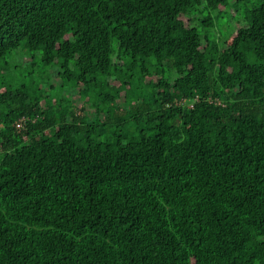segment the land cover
<instances>
[{"label": "trees", "instance_id": "1", "mask_svg": "<svg viewBox=\"0 0 264 264\" xmlns=\"http://www.w3.org/2000/svg\"><path fill=\"white\" fill-rule=\"evenodd\" d=\"M0 264H264V0H0Z\"/></svg>", "mask_w": 264, "mask_h": 264}, {"label": "rangeland", "instance_id": "2", "mask_svg": "<svg viewBox=\"0 0 264 264\" xmlns=\"http://www.w3.org/2000/svg\"><path fill=\"white\" fill-rule=\"evenodd\" d=\"M228 26H229V30H232V29H236V28L245 26V22H244V19H241V18L238 21L231 20V21H229ZM219 29H221V30L225 29L226 30V26L225 25L220 26ZM214 32H215L216 36L220 35L218 32V29H216ZM9 59H10V57L7 58V60L10 62L9 71L6 72L8 74V76H10V77L14 76V73H12V72H14V67H22L21 69H24V70L20 71V74L16 75L15 81H16L17 85L26 84V83L29 84L30 82L42 80L43 78L45 81V79H47V74H48L49 75V80L47 83L48 86L52 85V86L56 87L57 88L56 89L57 94L63 95V97L67 98L68 100H71L72 102H77V100L75 98L76 93L74 92V90H72V89L68 90V88H60V86H59L60 82L57 80V78H55V75L52 74L51 69L44 70L43 68H40V64L37 61H35L33 70H31V71H30V69L25 70L24 66L27 65V63L30 61V59L25 53H23L21 51H17L15 53V55L13 56V58H11L12 60H9ZM31 72L33 74L31 76H29V73H31ZM120 105L122 106L123 104L120 103Z\"/></svg>", "mask_w": 264, "mask_h": 264}]
</instances>
